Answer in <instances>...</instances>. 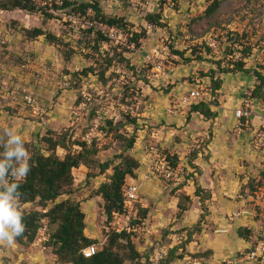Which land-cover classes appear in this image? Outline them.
I'll use <instances>...</instances> for the list:
<instances>
[{"label": "rangeland", "instance_id": "rangeland-1", "mask_svg": "<svg viewBox=\"0 0 264 264\" xmlns=\"http://www.w3.org/2000/svg\"><path fill=\"white\" fill-rule=\"evenodd\" d=\"M73 1L80 3L90 0ZM91 1H97L105 15L123 17L133 31L145 30L139 46L134 45V49L125 51L113 43L103 42L97 49L93 42L95 34L87 35L74 30L61 14L53 13V18L43 23L44 16L40 11L27 13L17 9H0V116L6 117L3 118L4 123L9 120L11 126L8 125L6 129L25 132L24 136L30 138L26 142L43 149L46 144L40 141V137L47 129L55 131V138L63 134L66 147L59 146L55 152L63 157L67 150H78L77 145H72L73 141H83L84 133L97 125L100 136L99 140H93L96 152L90 156L96 165L87 168L85 177L80 181L76 180L77 173L74 175L75 170L72 169V192L59 196L56 202L70 199L80 203V209L85 214V227L89 221L97 225L98 236L93 238L96 239L93 244L98 250L106 242L107 222L102 208L103 200L94 193L112 173L111 167L120 161L123 141L116 135L134 134L133 147L123 154L132 156L139 163L134 178L139 184L140 219L145 223V229L137 232L138 237L133 238L141 257L136 261H127V264H145L146 257L155 249L184 243L187 234L182 232L185 228H189L192 241L196 240L199 245L206 243L215 249L212 242L217 237L213 238L212 235L217 233V226L209 219L211 194L209 190L201 188L199 200L192 191L195 184L200 185L199 179L202 177L194 150L204 153L203 148L213 133L209 128L204 135H187L183 129L176 127L177 123L167 122L165 118L169 116V107L175 106L178 111L184 108L191 110V105L198 101L183 102L188 92L183 88L193 89L197 86L207 93L205 102L212 104L213 108H219L227 99L233 98L234 102L226 107L234 115L235 107L240 106L246 93H250L251 112L263 113L264 102L261 98L253 97L252 91L259 85L257 74L264 78V0H217L219 6L210 14H205V9L214 0ZM160 7L162 26L155 27L145 21V16L150 12L157 13ZM32 27H41L53 34L58 38L57 44L50 43L44 35L35 39L26 38L25 29ZM212 40L215 43L213 48L206 45L207 41ZM146 54L162 60L167 67V75L154 76L150 65L142 61V56ZM107 59L110 64L101 77L100 70L107 65ZM240 59L244 66L239 69L234 64ZM90 65L96 73L85 76L74 74ZM171 73L177 77L171 78ZM221 76L229 77V82L222 80ZM211 77L216 80H211ZM2 80H5V84L1 83ZM215 81L220 84L217 90H213ZM241 81L245 83L239 85ZM223 83L231 85V89L223 86ZM174 86H178L183 94L178 102L171 101L173 94L172 97L167 95ZM260 90L264 94V84ZM26 94L39 104V112L25 105ZM47 114L53 118L49 123ZM244 120L240 121L244 123ZM106 121H112V126ZM240 128H244L243 124ZM3 132L0 130V134ZM150 144H156L159 153L175 157V165L182 168L175 178L167 180L156 172H148L146 153ZM202 159L207 160L208 156L203 154ZM107 160L111 161V166L98 174L97 163ZM145 174L147 176L143 177ZM249 174L252 175V172ZM250 179L251 176L246 184L239 187L235 196L226 195L225 201L246 200L248 195H245V190L250 185ZM182 194L196 198L187 200ZM179 202L187 209L192 205L200 209L199 217L191 227L172 228L177 221H181V215L187 210L179 212ZM52 204L48 202V207ZM245 204L252 208L248 200ZM240 206L245 208V205ZM20 208L23 213L41 209L37 201L20 203ZM141 210L145 211L144 215ZM229 232L228 236H232L228 238L238 242L237 230ZM85 233L89 234V231ZM249 234L244 232L243 240L253 243L258 239V235H255L257 238L247 239ZM245 241L241 240L242 244L237 248L243 250L246 245L248 247L249 243ZM227 253L224 252V258L218 256V260L214 261L213 251L209 248L200 247L192 252L184 248L178 250L174 256L176 258L167 264H191L192 257L209 264H226L230 259L226 257ZM0 264L66 263L59 262L49 245L24 244L16 239L11 246L0 245ZM252 264L264 263L257 261Z\"/></svg>", "mask_w": 264, "mask_h": 264}, {"label": "trees", "instance_id": "trees-1", "mask_svg": "<svg viewBox=\"0 0 264 264\" xmlns=\"http://www.w3.org/2000/svg\"><path fill=\"white\" fill-rule=\"evenodd\" d=\"M219 6V1H212L205 9V14L212 13ZM88 8L94 11V17L100 19L106 23L116 26L121 31V36L125 40V43H134L135 46H139L140 38L145 36V30L133 31L126 23L123 17L109 16L100 9L97 1H85L75 3L73 0H61V5H56L52 2L51 6L45 5L40 8H36L32 0H0V9L11 11L21 10L27 13L40 11L44 16L43 23L46 19H52L53 13L57 15L65 13L67 15L76 14L77 12L84 13ZM162 7H160L157 13H147L145 21L152 24L155 27L162 26L161 22ZM67 24L71 26V23L67 21ZM87 35L95 34L93 37L94 47L99 49V46L103 42L113 43L116 47L127 50L124 44L114 43L108 41L99 32H95L91 29H79ZM44 37L52 44H57L58 38L51 33H47L41 27H32L31 29H25V37L29 39H35L39 36ZM206 48V47H205ZM247 49V48H246ZM245 51V50H244ZM243 51V52H244ZM248 52V50H247ZM121 56V55H120ZM237 61L234 66L237 68H243V60ZM110 60L107 59V65L100 70L101 77L104 70L109 66ZM88 73H96V70L92 65L84 67L80 71L74 74L87 75ZM259 79V85L254 87L252 91L253 97L261 98L264 102V94L261 93V85L264 84V78L257 74ZM211 80L216 78L211 77ZM219 83L215 81L213 90L219 89ZM209 102L198 101L191 105V111L198 112L206 118H214L216 112L211 110ZM7 110V109H6ZM108 125L112 126V121H106ZM131 122H134L132 120ZM55 131L47 129L40 137V141L46 144L43 149L37 147L33 143L25 141V147L30 153L29 164L31 171L27 177L19 181V191L22 193L21 204L37 201L40 205V210H33L23 213L24 224L26 229L24 234L17 238L20 243L32 244V242L38 236L39 229L41 227L46 228V232L49 234V239L44 245H49L53 249V254L61 263L66 264H127V261H136L141 257L140 253L135 247L133 238L138 237L137 233L126 232V231H115L111 226L112 213L118 212L123 213V196L122 186L128 178L136 177L134 172L139 167L138 161L130 155L123 154V152L131 149L135 143L136 136L131 134L129 136L116 135L123 141L121 146L122 153L119 155V163L113 165L112 173L109 175L106 181H103L97 187L94 196L100 197L103 200V211L106 215V242L103 246L97 250L90 257H84L81 253V249L96 242V239L87 237L84 233L85 229V214L80 209V203L78 201L73 202L70 199H64L57 201L56 199L63 194H70L72 192L71 186L73 185L72 169L77 168L81 165L86 168H90L92 165H96L93 159L90 157L96 152V147L93 143L90 145L84 141H73L72 145H77L78 150L71 152L66 151L63 157L56 155L57 147L65 148V135L61 134L55 138ZM195 151V157L197 151ZM48 153V154H46ZM166 160L169 165L176 167L174 162V156L166 155ZM206 156V155H205ZM111 161L107 160L104 162L97 163V173H104L110 166ZM264 174V170L260 172V175ZM91 176V175H89ZM88 177V176H87ZM247 195H249L255 185V178L250 179ZM179 189V188H177ZM201 187L195 184L194 194L201 199L199 193ZM183 198L190 199L188 195L182 194ZM208 198V197H207ZM206 198V199H207ZM48 202L53 204L48 207ZM179 212L185 211L187 208L182 205L181 202L177 205ZM137 215H140V206H137ZM144 215V210H141ZM45 220V222H43ZM137 220L132 221L135 224ZM244 232H249L245 227H239L237 234L239 237H243ZM187 234L184 238V243L174 245L168 248L167 254L164 259L161 260L160 264H167L168 261L175 259V254L178 250H184L187 244L191 242V232L189 228H185L182 232ZM249 238V235L247 239ZM181 240V239H180ZM181 242V241H179ZM152 254V253H151ZM151 256V255H150ZM150 256L146 257V263H150ZM196 258V257H192Z\"/></svg>", "mask_w": 264, "mask_h": 264}, {"label": "crops", "instance_id": "crops-1", "mask_svg": "<svg viewBox=\"0 0 264 264\" xmlns=\"http://www.w3.org/2000/svg\"><path fill=\"white\" fill-rule=\"evenodd\" d=\"M169 76L171 78L177 77L175 73H171ZM220 78L226 80L227 83L229 82V77L221 76ZM171 83H173V80ZM244 83L245 81H241L239 82V85ZM225 85L226 83H223V86ZM227 86H229V84L225 87ZM229 87L231 89V85ZM179 90L178 86H174L171 88L170 92L167 93L170 97H172L173 94L171 101L177 100L178 102V99L183 95ZM183 90H190V87L183 88ZM231 102H234L233 98L230 100L227 99V102H223L224 105L219 108H213L211 106V110L216 112V116L211 119L202 116L198 112H193L189 109L186 110L185 108L181 111L179 110V114L178 112V115L176 114L177 116H171L169 114V116L165 118L167 122L177 123L176 127L183 129L184 133L187 135H204L209 128H211L210 131L213 133L212 138L209 140L205 148H203L204 153L202 150H199L195 161L201 166L200 169L202 170V177L199 179V186L203 189L209 190L211 194V216L209 219L214 222L215 227L217 226V233L212 235L213 238L214 236L217 237V240L212 242L214 243L213 246H215V249L208 247L206 243H201L199 245L196 240L189 242L186 248L190 252L200 247L203 249L209 248L213 251L212 256L215 258L214 261L218 260V256V258H224V252H228L226 257L232 258L241 251L237 246L242 244L240 243L241 240H245L238 237V234V242L228 238L232 236H228L230 230H235L236 232L239 227H245L250 231L249 239H251V237L255 238V235L260 233L259 223L257 222L256 217H254L252 208L250 206L246 207L245 202H247V200L249 201L248 197L246 200L243 199L239 202H229L227 200L229 204L227 203L226 205L227 201H225V196H235L238 193L239 187L242 184L244 185L247 183L249 176H251V178H257L262 170L264 164V140L260 149H255L253 147V140L254 134L257 130L260 129L264 131V111L263 113H261V111H252L251 115L244 120V128L242 129L237 127L238 120L234 117L231 110L226 107L228 103L230 104ZM47 115L49 117L46 119L47 123H49V120H52L53 118L50 114ZM0 118L2 119V121L0 120V130H5L8 125H10L8 124L9 120L4 123L3 118L6 117L1 115ZM199 125L201 127H199ZM14 126L16 125L14 124ZM172 128L174 129L175 127ZM18 134L23 137L24 141L30 139L24 136V134H26L25 132H20ZM203 154L208 156L207 160L202 159ZM73 170H75L73 171V174L77 173V175L74 174L76 180L80 181L85 177L87 168L81 165ZM250 172H252V175L249 174ZM193 190L195 189L193 188L192 191ZM247 191L248 188L245 190V195ZM189 196L191 199L196 198H193L191 195ZM240 196L241 195L238 197ZM240 204L243 206L245 205V208L240 206ZM199 210L198 207L194 208L192 205L183 212L181 215V221H177L172 228H180L182 226L191 227L199 217ZM96 228L97 225L89 221L84 229V233L87 230L89 231V234L85 233V235L90 238H96L98 236ZM246 243H249V247L251 242L248 240ZM246 246L243 250L248 248Z\"/></svg>", "mask_w": 264, "mask_h": 264}, {"label": "built area", "instance_id": "built-area-1", "mask_svg": "<svg viewBox=\"0 0 264 264\" xmlns=\"http://www.w3.org/2000/svg\"><path fill=\"white\" fill-rule=\"evenodd\" d=\"M36 8L48 5L51 6L52 2L56 5H61V0H32ZM264 3V2H263ZM64 20L73 25L74 30L79 29H91L95 32H99L104 36L108 41L114 43L124 44L127 49H134V43H125V40L121 36V31L118 27L113 26L109 23H106L100 19L94 17V11L91 8H88L84 13L77 12L76 14L67 15L65 13H60ZM66 21V22H67ZM151 28V25L147 26ZM206 45L208 47H214V40L207 41ZM142 61L146 65H150V69L157 75H167V67L164 65L163 61L157 59L151 54H146L142 56ZM1 78V77H0ZM5 80H2L1 83H4ZM5 84V83H4ZM207 93L202 91L201 86L190 89L187 92L185 98L182 99L183 102L188 100H197V101H206ZM251 94L246 93V97L242 99L240 106L236 107L234 110V117L238 120V127L243 123L241 119H247L251 115ZM24 103L26 106H29L30 109L34 112L38 111L39 104L35 99L32 98L29 94L24 96ZM39 112V111H38ZM178 109L169 107L167 113L171 115H176ZM100 132L97 129V125L90 127L82 136V140L86 144H91L93 140H99ZM264 140V131L257 130L254 134L253 147L255 149H260ZM146 157L149 159V170L148 172H156L160 176L169 180L175 178L178 175L182 168L180 166L172 167L169 165L168 161L164 154L159 153L157 145L150 144L147 148ZM264 170V164L262 166ZM261 170V171H262ZM147 175H143L146 177ZM122 196L123 200V213L113 212L111 226L115 231H126L137 233L143 231L145 223L137 215V206L140 205L139 199V184L137 179L129 178L125 180L122 186ZM249 202L252 206L254 217H256L257 222L259 223L260 233L258 234V239L255 242L251 243L248 248L245 250L239 251L234 257L230 258L226 264H252L253 262L264 263V174L258 175L255 178V185L253 191L248 195ZM137 220L135 224L132 221ZM44 221V220H43ZM257 238V237H256ZM49 239V234L46 232V228L43 226L39 229L38 236L32 242L31 245H44ZM175 237L173 238L174 241ZM174 243V242H173ZM97 247L94 244H90L85 248L81 249V253L84 257H90L97 251ZM168 248L161 247L160 249H155L150 256V264H160L161 260L165 258ZM191 264H209L204 262V260L193 258L191 259ZM171 264V263H170Z\"/></svg>", "mask_w": 264, "mask_h": 264}, {"label": "clouds", "instance_id": "clouds-1", "mask_svg": "<svg viewBox=\"0 0 264 264\" xmlns=\"http://www.w3.org/2000/svg\"><path fill=\"white\" fill-rule=\"evenodd\" d=\"M0 148V245L11 246L26 229L18 182L31 171V157L23 137L12 129L0 134Z\"/></svg>", "mask_w": 264, "mask_h": 264}]
</instances>
